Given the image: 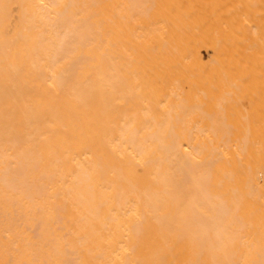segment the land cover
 <instances>
[{
  "label": "bare ground",
  "instance_id": "obj_1",
  "mask_svg": "<svg viewBox=\"0 0 264 264\" xmlns=\"http://www.w3.org/2000/svg\"><path fill=\"white\" fill-rule=\"evenodd\" d=\"M0 264H264V0H0Z\"/></svg>",
  "mask_w": 264,
  "mask_h": 264
}]
</instances>
